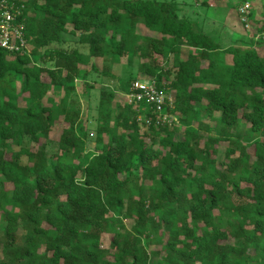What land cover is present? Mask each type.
Wrapping results in <instances>:
<instances>
[{"label":"trees","instance_id":"1","mask_svg":"<svg viewBox=\"0 0 264 264\" xmlns=\"http://www.w3.org/2000/svg\"><path fill=\"white\" fill-rule=\"evenodd\" d=\"M245 3L249 44L179 0H0L31 46H0V264H264V0H229L224 25ZM67 34L82 49L51 48ZM115 66L178 123L101 90L87 150L76 84Z\"/></svg>","mask_w":264,"mask_h":264},{"label":"rangeland","instance_id":"2","mask_svg":"<svg viewBox=\"0 0 264 264\" xmlns=\"http://www.w3.org/2000/svg\"><path fill=\"white\" fill-rule=\"evenodd\" d=\"M181 7L183 9V14L186 15H193L197 13V15L200 18L206 17L208 18V23L214 24L215 27H222L225 26L224 31L226 34L229 35V40L232 43L235 44H249L250 38H252V34L254 33L253 25L250 22V19H247L245 16H241V8H239L238 12L240 15V21L233 20L231 21V25L228 23L224 25L225 18L228 15V8L227 4L229 0H217L215 2H211V9L204 10L202 8H199L197 6L199 3L196 0H179ZM10 7L8 5L4 6V11H9ZM6 13V12H5ZM238 20V19H237ZM1 25V24H0ZM264 30V29H263ZM12 45H16L15 39L11 38L10 39ZM253 41L256 42L255 48L257 51H259L261 54L263 53V48H264V36L260 32L253 38ZM51 48H56V49H64L66 51H71L72 49H82L81 45H79L78 39L75 35L73 34H67L64 36V43L61 45H53ZM19 53H30L31 52V46L29 44H25L23 49H20L18 51ZM230 60V58H229ZM126 63V61H124ZM139 72L138 65L135 63L133 64L132 68L130 69L129 74L133 76V78H137ZM111 73L114 75V78L111 77H97L93 76L91 78L90 85L93 87L92 90H89V95H87L88 89H84L82 86V83L77 82L76 84V93L75 96L78 98V106L81 107V120L82 124L87 127L86 130V137H87V150H93L95 146V137H96V124H95V118L97 115L96 111V106L99 102V96L101 90H106V91H112L116 92L118 95H121L124 98V101L128 106L133 107L135 104L132 103L129 99L130 95V88L128 89V93L125 92L123 93V86L126 84V81L128 80V75H123L121 69L118 66H115ZM137 81L144 83V85L147 82L150 83H155L153 81H145V80H140L138 79ZM174 109L171 108V110ZM136 115H137V121L140 124H145L146 126H150L147 121H149L148 117L146 114L147 112L145 111H139L138 109H135ZM166 114H171L173 117H171L170 123L172 126L174 124L178 123V117L177 114H172L170 112H165ZM221 157L224 158V148H221ZM129 226V223H127ZM24 233L23 231H19L18 233V243L19 245H24ZM111 236L110 235H103L102 237V243L103 246L106 248L109 246Z\"/></svg>","mask_w":264,"mask_h":264},{"label":"built area","instance_id":"3","mask_svg":"<svg viewBox=\"0 0 264 264\" xmlns=\"http://www.w3.org/2000/svg\"><path fill=\"white\" fill-rule=\"evenodd\" d=\"M9 11H4L2 14V22L0 25V46L4 49H7L11 52H18L20 49H23L24 45L27 43L23 34V26L16 25L14 20V15ZM251 11V6L249 3H245L241 8V15L247 19ZM6 12V13H5ZM264 36V30L260 35ZM14 38L16 45H12L10 39ZM129 99L134 103L135 107L139 111H145L143 102L149 104L150 109L158 114L157 118L154 120L153 117H146L149 119L148 124L150 125L153 121L156 122V125H171L170 123L171 114H166V107L173 108V99L171 96L166 95L158 91L155 83L147 82L145 85L142 82L136 81L130 87Z\"/></svg>","mask_w":264,"mask_h":264}]
</instances>
